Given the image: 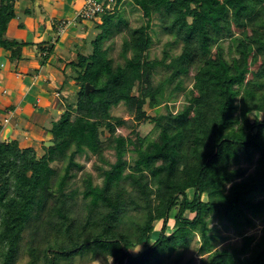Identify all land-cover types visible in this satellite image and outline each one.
Wrapping results in <instances>:
<instances>
[{
    "label": "trees",
    "instance_id": "16d2710c",
    "mask_svg": "<svg viewBox=\"0 0 264 264\" xmlns=\"http://www.w3.org/2000/svg\"><path fill=\"white\" fill-rule=\"evenodd\" d=\"M124 1L96 23L93 50L70 62L79 89L53 122L54 144H44L39 155L16 138L0 140V264H18L24 246L26 264H76L77 257L91 259L82 264H101L94 262L99 258L102 264L110 258L113 264H160L164 253L178 254L196 232L203 264H264V228L254 245V236L244 235L241 246L216 248L210 226L213 216L236 228L264 217V116L257 115L264 113V0H132L147 20L137 27L120 13ZM17 2L0 0V46L13 58L28 43L6 37ZM155 16L172 38L161 59L148 56ZM125 28V61L117 62L106 41ZM227 38L230 58L222 43ZM180 43L182 51L173 55ZM52 50L42 48L47 55ZM160 65L170 74L155 83ZM192 70L187 103L174 112L167 102ZM122 102L138 122L155 123L156 139L117 133L125 120L111 109ZM147 104L167 110L152 116ZM107 149L114 150V162ZM129 151L137 153L134 162ZM89 153L102 162L95 167L103 182L85 171L83 188L73 187L84 170L77 156ZM174 208L175 229L168 233ZM140 245L144 249L133 254ZM172 264L195 263L178 254Z\"/></svg>",
    "mask_w": 264,
    "mask_h": 264
},
{
    "label": "crops",
    "instance_id": "0c3cea01",
    "mask_svg": "<svg viewBox=\"0 0 264 264\" xmlns=\"http://www.w3.org/2000/svg\"><path fill=\"white\" fill-rule=\"evenodd\" d=\"M84 2L18 0L17 17L9 23L6 37L28 43L15 58L11 50L0 46V140L16 138L22 146L43 154L66 98L71 100L79 89L70 62L85 53L87 34L98 31L96 23L84 27L77 23ZM61 18L70 23L60 33L57 22ZM50 46L53 50L47 55L42 48Z\"/></svg>",
    "mask_w": 264,
    "mask_h": 264
},
{
    "label": "rangeland",
    "instance_id": "374dc122",
    "mask_svg": "<svg viewBox=\"0 0 264 264\" xmlns=\"http://www.w3.org/2000/svg\"><path fill=\"white\" fill-rule=\"evenodd\" d=\"M120 13L128 20V23L131 27H137L140 26L144 23L147 22L146 18L143 15V10L136 6L132 0H125L121 6H120ZM101 23L102 18L97 19L96 21L93 20H87L85 18H82L80 21H77L79 24V27H84L89 25H93L94 23ZM152 24L154 25V30L152 31L153 36H154V43L151 46L148 56L151 59H161L164 55V50L167 47V42L172 40V38L164 33L162 30V27L160 25V20L158 16H155L153 18ZM96 26V24H94ZM97 28V27H95ZM100 31L98 29L97 33ZM236 33L239 35L241 32L240 29L235 28ZM128 28H125L122 33H119L118 35L111 37L106 41V45L112 44V49H111V55L117 60V62H124L125 60L121 57L120 52L122 49V43L125 35H127ZM96 33V34H97ZM96 34L93 33H88V39L85 42L86 48L84 49L85 53H90L93 50V45H92V39L96 37ZM231 42V39L227 38L225 39L222 43L225 46V54L228 58V50H229V44ZM171 49V48H170ZM216 48H214V51ZM182 51V44H177L172 48L171 53L173 55L178 54ZM258 65H253L252 69L256 70L258 69ZM194 71L192 70L190 74L186 77H183V86L184 88L178 91H175V93L171 96L169 101L167 102L171 109L174 112H177L178 110L182 109L184 105L187 103V96L190 91V89L193 87L194 83ZM170 74V69L160 65L157 68V71L154 75V81L155 83H158L159 81L165 79L168 75ZM253 75L249 74V78H251ZM178 78L173 79L167 84L166 87V96H169L171 91L174 89L175 85L178 82ZM78 90V89H77ZM135 93H137V87L134 90ZM77 93V91H76ZM73 94V92H72ZM70 94L69 96H71ZM72 99L70 100L69 98L67 101H65V107H68L69 105H73L77 99V94L73 97L71 96ZM240 98H238V101ZM146 110L147 112L154 116L160 113L166 112L167 108L165 104L157 107V108H152L148 104L146 105ZM111 112L114 116L121 117L125 120V122L117 127V133L118 134H123L125 136H131L134 140L137 139V135H140L141 137H148L149 139H156L159 135V129L156 127L155 123L152 122L151 120H146V121H141L138 122L134 118V113L129 110L127 105L122 102L117 106L112 107ZM256 113L251 114L252 119H254ZM258 116L263 117L264 113H257ZM106 135H104V138ZM133 147V146H132ZM44 150V149H43ZM44 153V152H43ZM41 155V154H39ZM106 155L108 159L111 162H114L116 160V156L114 153V150L107 149L106 150ZM128 159L130 162H134V160L137 157V153L133 151H129L127 154ZM77 160L84 164V170H81L78 173V176H76L73 180V187L75 186H82L83 185V179L82 176L84 175L83 173L85 171H89L93 174L94 182L96 184H102L103 182V177L99 174L98 169L95 167L96 164L100 165L102 164L101 161L98 160L97 156L94 154H84V155H79L77 156ZM244 166H248L249 164L247 162L242 163ZM108 167V166H107ZM254 169V165H250V171ZM83 188V186H82ZM189 196H193V190L188 191ZM178 208H174L171 212V218L169 220V228H168V233H171L174 229V215L177 213ZM193 216V214H191ZM210 226L212 227V232H214L216 235L214 237V245L216 248H233V247H238L241 246L243 243V237L244 235H253L254 240L251 243L254 245L257 241L261 239V236L263 235V228H264V217H256L255 218V225L254 226H248V225H242L240 228H236L234 225L228 223L225 220H220L217 216H213L210 219ZM160 227L161 225H158L157 230L154 232L152 242H154L157 237L159 236L160 233ZM201 246H202V238L200 236L199 232L194 233L190 238L189 242L186 245L180 246L179 247V256L183 261L193 258L195 264H203L202 263V257L205 255H201ZM142 249H144L143 245H140L138 247L132 248L131 252L133 254H138ZM177 253H164L162 255V261L160 264H172L174 258ZM29 260V255L26 252L25 246L22 249L20 260L18 264H26L27 261ZM91 259L87 257V259H82L80 257L76 258V264H82L83 262H90ZM94 262L96 263H104L103 258L96 259ZM110 264H113V258H110ZM115 264V263H114Z\"/></svg>",
    "mask_w": 264,
    "mask_h": 264
},
{
    "label": "built area",
    "instance_id": "2783aa9c",
    "mask_svg": "<svg viewBox=\"0 0 264 264\" xmlns=\"http://www.w3.org/2000/svg\"><path fill=\"white\" fill-rule=\"evenodd\" d=\"M116 7H118V0H85L84 5L78 11L77 17L80 20L85 18L96 21L102 18L103 14L114 11ZM69 23V19H59L57 22L59 32H63Z\"/></svg>",
    "mask_w": 264,
    "mask_h": 264
},
{
    "label": "water",
    "instance_id": "95a60500",
    "mask_svg": "<svg viewBox=\"0 0 264 264\" xmlns=\"http://www.w3.org/2000/svg\"><path fill=\"white\" fill-rule=\"evenodd\" d=\"M94 87L90 84V83H88L87 84V92H89L91 89H93ZM47 146H50V145H53L54 144V142L53 141H47L46 143H45Z\"/></svg>",
    "mask_w": 264,
    "mask_h": 264
}]
</instances>
